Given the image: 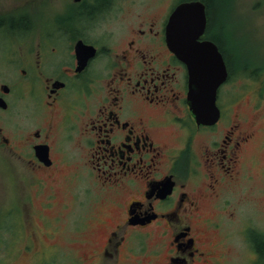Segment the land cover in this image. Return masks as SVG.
I'll return each instance as SVG.
<instances>
[{
	"label": "flooded vegetation",
	"instance_id": "obj_1",
	"mask_svg": "<svg viewBox=\"0 0 264 264\" xmlns=\"http://www.w3.org/2000/svg\"><path fill=\"white\" fill-rule=\"evenodd\" d=\"M220 1L222 9L219 0H170L143 21H110L121 24L105 33L98 14L113 0H17L0 10V249L9 259L16 250L29 264H224L210 230L194 222L234 187L256 139L252 124L225 119V97L234 98L224 90L244 81L260 94L264 61L213 31L218 10L221 21L236 10ZM184 3L202 5L197 42L212 43L224 65L214 124L196 122L186 65L166 44L169 17Z\"/></svg>",
	"mask_w": 264,
	"mask_h": 264
},
{
	"label": "rangeland",
	"instance_id": "obj_2",
	"mask_svg": "<svg viewBox=\"0 0 264 264\" xmlns=\"http://www.w3.org/2000/svg\"><path fill=\"white\" fill-rule=\"evenodd\" d=\"M16 1L0 0V10H3L1 12L13 9ZM64 1L61 0V2ZM169 1L113 0L111 10L104 9L102 13L98 14V21H108L104 24L100 23L99 30L105 33L108 30V25L114 28V26L118 27L121 24L114 25L116 22L110 23V21H143L146 18L155 16L157 13H161ZM260 1L262 3L259 6L257 4ZM215 2L217 4V0ZM219 2L217 5L218 8H221V1L219 0ZM231 6L236 7L234 13L230 15L232 21H221V8L218 10L219 20L209 21V24L214 27L213 31L218 32V27H222L225 33L238 39L235 42L240 45L241 49L238 48V50L243 57L249 58L255 56L264 61V0H232ZM33 8L35 7H31L30 9L32 10L27 9L28 13H36L37 10ZM113 31L118 30L114 28ZM4 40V38H0V44H5ZM3 72L4 70L0 71V84L3 83L6 76ZM252 87V84L240 81L238 84H229L224 90L225 93L230 90L231 93H228L231 94L232 99L234 98V100L226 103L225 97L223 104L225 119L232 118L237 120L240 124L246 126V130L252 124L250 128L255 131L256 139H254L255 142L253 140L249 156L241 165V172L234 187L231 190L222 189L221 197L215 200L214 204L209 208L203 209V216L199 214V219L201 217L203 219L202 223L199 224L198 221L194 222V226L199 229L210 230L208 238L213 243L210 245V248L214 251L215 258L219 259L220 257V260L224 258V264H262V259H264L263 255L261 257L262 262L255 263L254 255L251 253L253 249H251L249 243L250 234L245 233L246 231L243 233L247 228L246 230L250 233L252 231L256 236L264 234V86L260 90V94L257 95L252 90ZM225 128H227L226 125L221 127L220 131ZM5 176L0 170V184L2 185ZM4 199L5 192L0 186V241L4 240L6 236L3 233L4 228L2 226L6 218L1 214L4 208ZM223 203L226 204L223 205ZM203 206L204 204H201V208ZM206 220H214V222L219 223L220 227L217 231L213 232L214 229ZM94 234L97 235V231ZM253 234L251 235L252 238L254 237ZM63 236L64 234L55 242L62 245ZM78 246L77 244H72L76 252ZM81 251L82 249L78 250V252ZM5 252L4 249H0V264H29V261L22 263L17 258L18 254L16 250L11 251V259H9ZM219 254L225 255V257L222 258ZM147 257L150 258L151 255ZM147 257L143 258V260H148ZM132 258L134 257L132 256ZM157 262L158 259L151 261L152 264H157Z\"/></svg>",
	"mask_w": 264,
	"mask_h": 264
},
{
	"label": "water",
	"instance_id": "obj_3",
	"mask_svg": "<svg viewBox=\"0 0 264 264\" xmlns=\"http://www.w3.org/2000/svg\"><path fill=\"white\" fill-rule=\"evenodd\" d=\"M205 28L203 7L197 3L177 6L166 26L167 47L184 62L188 72L187 101L198 124H214L219 118L215 104L217 87L225 76L216 47L197 42ZM6 91L5 86L1 87ZM0 107L4 102L0 99Z\"/></svg>",
	"mask_w": 264,
	"mask_h": 264
},
{
	"label": "trees",
	"instance_id": "obj_4",
	"mask_svg": "<svg viewBox=\"0 0 264 264\" xmlns=\"http://www.w3.org/2000/svg\"><path fill=\"white\" fill-rule=\"evenodd\" d=\"M252 239H253V243L255 245V248L258 252L259 261L260 262L263 261L262 264H264V259L261 258L264 255V234L262 236H257V237H255V235H254V237ZM261 259H262V261H261Z\"/></svg>",
	"mask_w": 264,
	"mask_h": 264
}]
</instances>
